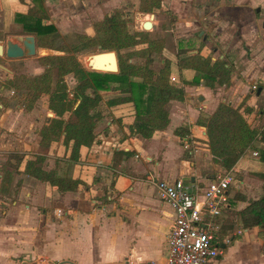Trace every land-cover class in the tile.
<instances>
[{"label":"crops","instance_id":"crops-1","mask_svg":"<svg viewBox=\"0 0 264 264\" xmlns=\"http://www.w3.org/2000/svg\"><path fill=\"white\" fill-rule=\"evenodd\" d=\"M88 2L91 12L94 3ZM30 3L0 0V31L6 32L12 15L26 13ZM121 6L127 8L126 2ZM161 7L153 18L149 14L141 19V25L148 20L152 27L136 29V40L144 44L162 38L159 11H171L176 17L173 25L184 38L187 49L183 50L196 52L187 46L200 42L203 56L227 61L233 70L230 83L212 88L203 80L188 84L196 72L178 69L176 49L165 47L162 54L172 61L171 81L183 92L182 99H171L165 105L167 126L144 138L132 129L135 121L144 120L145 115L136 117L132 102L108 106L105 100L116 94L104 96L95 140L89 147H79L77 160H70L68 149L66 160L47 153L42 161V166L56 175L83 182V186L65 192L23 172L26 159L36 160L39 155L41 128L46 120L41 111L32 108L26 112L19 106L16 110L0 103V153H24L18 173L22 180L19 194L21 198L27 196L31 205L44 207L36 232L11 246L0 242V259L5 264H22L20 257L32 258L31 264H47L38 261L40 257L51 264H165L167 237L175 213L158 198L153 182L181 178L206 184L215 176L211 169L219 167L207 151L206 130L196 123L197 119L209 117L219 103L226 102L240 110L251 108L246 114L251 127L264 125V0H162ZM91 28L88 35L94 33L92 24ZM183 125L188 126L190 135L180 138L174 131ZM254 145L264 148L259 141ZM54 147L53 154L63 152L61 141ZM29 150L31 154L26 152ZM115 151L128 155L113 160ZM230 170L235 178L229 188L228 206L219 219L220 233L230 241L221 245V253L211 264H264V240L256 226L242 225L240 213L251 200L262 196L264 162L254 149H249ZM102 195L112 201L96 205V196ZM47 205L50 210L45 209ZM48 213L51 219L46 222Z\"/></svg>","mask_w":264,"mask_h":264},{"label":"trees","instance_id":"trees-1","mask_svg":"<svg viewBox=\"0 0 264 264\" xmlns=\"http://www.w3.org/2000/svg\"><path fill=\"white\" fill-rule=\"evenodd\" d=\"M161 6L162 0H140L139 11L150 13ZM16 17L26 32L34 35L37 45L67 52L63 55L41 57L44 64L51 66L34 76L32 83H26L27 88L33 89L35 97L40 94L47 95V107L53 116L47 117L42 125V137L37 150L39 155L36 160L26 159L24 173L56 187L60 192L73 191L80 185L83 186V182L78 179L58 176L54 170L45 169L42 161L51 145L58 141H61L65 149H70V160L76 161L79 147H89L95 140L94 129L103 115L104 103L113 106L132 102L134 115H145L144 120L135 121L132 130L144 138L151 137L155 131L167 126L169 118L165 105L171 99H182L183 92L169 81L172 62L170 59L164 58L158 70L150 67L152 54L163 51L164 43L161 39L147 41L136 47L143 41H137L135 33L128 30V17L115 10L92 23V35L77 34L79 41L70 49L63 46L51 47L58 32L54 24L46 22L48 16L43 0H31L27 12L18 13ZM85 48L114 50L118 71L98 72L83 67L73 53ZM196 49L192 53L187 50L176 52L178 69L186 68L196 72L194 78L187 83L195 85L203 80L204 85L210 88L228 85L233 70L227 61L203 56L200 53L201 46ZM134 56L141 57L144 61H130ZM52 66L55 67V83ZM68 74H72L76 80V85L71 89H68L64 80V76ZM110 89L116 90V95L102 103L101 91ZM250 112L251 108L247 106L240 110V107L221 102L212 115L197 119L196 123L205 127L210 153L218 159L225 171L230 170L249 149H254L258 158L264 162V148L254 145L256 141L264 143V125L261 128L251 127L246 117ZM174 133L180 138L190 135L187 125L176 128ZM122 154L128 155L126 152L115 151L113 160ZM11 159L14 163L1 169L0 193L3 195L12 182L13 173L20 172L19 166L24 159V153L10 151L8 162ZM240 213L242 225L256 226L258 235L264 240V184L262 196L251 200ZM223 235L224 233H220V237Z\"/></svg>","mask_w":264,"mask_h":264},{"label":"rangeland","instance_id":"rangeland-1","mask_svg":"<svg viewBox=\"0 0 264 264\" xmlns=\"http://www.w3.org/2000/svg\"><path fill=\"white\" fill-rule=\"evenodd\" d=\"M88 1L89 0H87V2L84 0H43V4L48 16L46 22L54 24L58 32L51 42V47L63 46L70 49L79 41L77 34H88L92 32V23H94L96 20L101 19L104 15L109 14L115 10L124 13L128 17L129 22L127 27L131 33H133L134 31L138 32L136 29H141V19L145 16H148L150 13L155 14L156 11L161 10L162 8L161 7L160 9H153L150 13H144L139 11L140 0L139 2H131L130 0H90L92 1V3H94V7H91L92 11L90 12V10L88 9V5L91 4V2ZM125 2L127 4V8L123 9L121 4L125 5ZM107 5H111L112 7H107ZM119 6L121 7L119 8ZM141 13H144L145 15L143 16ZM159 13V18L161 20L158 24L159 29L158 27L157 29L159 31H163V36L159 39L163 41L164 48L171 47L173 49H176V52L177 50L187 49L184 48V42H182L184 38L179 37V33L176 31L173 25L176 21V17L171 14V11H159ZM15 14L12 15L11 25L6 30V32L0 31V43L4 45L6 44L7 40L10 39L13 41L14 38L18 35H33L26 32V30L22 27V23L17 19ZM166 14H169V16L161 18L163 15L166 16ZM140 15L142 16L141 18ZM155 40H157V38ZM197 44L198 42L192 43L187 47H190L189 50H197V47H195ZM198 45V47L201 46L200 42ZM140 46H142V44L137 45L136 47ZM41 49L43 50V52L40 51ZM97 52H100L98 48H85L73 54L76 56L77 61L83 67L88 69L86 67V57ZM162 52L152 54V62L150 64L151 68L155 69L160 68L162 66L161 60L164 59ZM63 54H67V52H62L56 49L39 46L36 42V53L32 56H25L14 59L7 58L5 55L0 56V64L6 66L10 70V72H8L0 69V103L3 106L9 105L16 110L21 107L23 111L26 110V112L31 110L32 108H35L36 110L41 111L43 119H46L47 117H52L53 113L47 107L46 103L47 95L40 94L39 96L35 97L33 89L27 88L26 83H32L34 76L41 74L46 68L51 66L48 64H44L41 61V57ZM130 61H133L135 63H142L144 59L141 57L134 56ZM52 72L55 83L56 75L54 66H52ZM11 79H13V82H10ZM64 80L67 84L68 89H71L76 85V80L74 79L72 74L65 75ZM169 81L173 85L175 84V82L171 81V78H169ZM54 83L52 82L51 88H53ZM116 93L117 91L112 89L101 91L102 99L104 96ZM4 95H8L7 98H5ZM28 105H30V108H28ZM50 114H52V116H50ZM65 116L67 117V114ZM52 145L49 149L48 154L56 155L59 159L61 158L63 160H66L68 149L62 147L61 151L63 152L59 151L54 152L53 154V151L55 149L54 143ZM206 148L207 151L210 153L208 145ZM26 152H29V154H31V150ZM8 154L9 152L0 153V180L2 172L1 169H6L9 163H14L13 159L8 162ZM46 157L47 156H45V158ZM211 157L212 161L218 164L219 166H217L218 168L213 167L211 169L212 173H214L213 175L224 172L225 170L221 167L220 163L218 162V159L212 154ZM10 167H12L11 164ZM12 178L13 179L9 188L5 192H3L5 193V195L0 193V242H5L6 245L10 243V246L20 240H24V238H27L29 236L28 233L33 234L40 228L36 227V223L41 218V209H44V207L40 206V204L38 206L31 205L30 202L27 200V196H25L24 194L21 198L19 194V186L21 185L22 180L18 177V173L15 172L13 173ZM95 199L99 201L95 203L96 205H102L112 201V199L107 198V195H102L100 197L96 196ZM26 205L31 206V208L27 209ZM45 209L50 210L51 206L47 205V208ZM50 215V213H48V215L45 214L44 219L46 222L50 221ZM28 223H30L32 226L27 227ZM23 224L24 227L22 226ZM20 260H24L22 264H31L30 262H32V258L22 259L20 257L19 261ZM38 261H43L44 263H47L40 258L38 259ZM5 263V261L3 262L2 259H0V264Z\"/></svg>","mask_w":264,"mask_h":264},{"label":"built area","instance_id":"built-area-1","mask_svg":"<svg viewBox=\"0 0 264 264\" xmlns=\"http://www.w3.org/2000/svg\"><path fill=\"white\" fill-rule=\"evenodd\" d=\"M232 170L218 173L206 184L157 179L158 198L169 205L175 217L168 233L165 264H211L230 237L221 236L219 219L229 203Z\"/></svg>","mask_w":264,"mask_h":264},{"label":"water","instance_id":"water-1","mask_svg":"<svg viewBox=\"0 0 264 264\" xmlns=\"http://www.w3.org/2000/svg\"><path fill=\"white\" fill-rule=\"evenodd\" d=\"M154 14L150 13L153 18ZM142 27L148 30L152 27V22L146 20L143 22ZM43 52V50H40ZM36 53V42L33 35H18L14 40H7L6 44L0 43V56L5 55L7 58H21L25 56H32ZM86 67L93 71L116 73L118 71L117 55L114 50L100 51L93 53L86 57ZM0 69L10 72V70L0 64ZM52 116V114H50ZM40 259L51 264L49 259Z\"/></svg>","mask_w":264,"mask_h":264}]
</instances>
